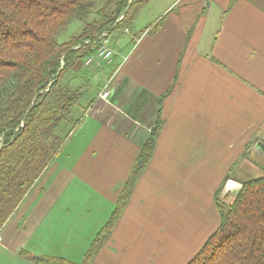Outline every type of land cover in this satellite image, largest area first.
Wrapping results in <instances>:
<instances>
[{
  "label": "crops",
  "instance_id": "obj_1",
  "mask_svg": "<svg viewBox=\"0 0 264 264\" xmlns=\"http://www.w3.org/2000/svg\"><path fill=\"white\" fill-rule=\"evenodd\" d=\"M147 6L155 8L148 21L157 27L141 36L111 33L112 60L91 64L104 68L112 93L103 99L97 89L79 121L81 147L68 154L70 184L38 200L45 210L25 230L33 255L82 262L153 130L159 96L171 86L155 152L94 264H186L220 223L213 215L217 187L251 141L264 137V0H150ZM190 217L199 219L198 239L179 235L181 219ZM167 233L169 250L183 241L191 249L184 262L165 252ZM20 249L12 264H47ZM6 250L0 235V252Z\"/></svg>",
  "mask_w": 264,
  "mask_h": 264
},
{
  "label": "trees",
  "instance_id": "obj_2",
  "mask_svg": "<svg viewBox=\"0 0 264 264\" xmlns=\"http://www.w3.org/2000/svg\"><path fill=\"white\" fill-rule=\"evenodd\" d=\"M149 1L0 0V235L95 102V89L103 87L93 85L86 65L96 54L101 35L126 27L135 5ZM75 19L83 23L81 31L60 42L58 35ZM103 62L95 60L96 65ZM172 90L173 86L159 96L155 128L141 146L111 215L80 264H92L119 223L155 152L165 124L164 101ZM76 105L83 114L73 120ZM68 117L75 122L63 134L60 131ZM258 139L251 141L249 149ZM230 178L227 174L215 196L218 227L186 264H264V174L240 181L242 190L227 202L220 195ZM21 253L36 263L76 264L64 257Z\"/></svg>",
  "mask_w": 264,
  "mask_h": 264
},
{
  "label": "rangeland",
  "instance_id": "obj_3",
  "mask_svg": "<svg viewBox=\"0 0 264 264\" xmlns=\"http://www.w3.org/2000/svg\"><path fill=\"white\" fill-rule=\"evenodd\" d=\"M135 6L136 7L133 8L132 12H130L129 14L130 20H129L128 25H126V27L124 28L122 27V28H118L114 30L112 32L111 37L117 31L124 32L125 29H128L129 32L125 33L127 32L125 31L124 34L122 33L124 35L123 36L124 38L127 36H130V34L134 33L135 31L139 33L138 36H141L142 32L148 31L152 27V25L155 24L153 22H152L153 24L152 23L149 24V21H148L151 17V13L155 10L154 7L149 6L148 8L147 3L141 4V5L136 4ZM82 25L83 23L79 19L73 20L68 25V27L65 28L58 35V40L60 42L68 41L73 35H76L77 33L81 31ZM122 49H124V47L121 48L120 50ZM125 52H126V48L122 51V53H125ZM88 66H92V65H88ZM93 67L94 66L89 67L90 70L93 71V74L91 72V75L89 76L91 78L93 85L98 86V85L103 84L102 85L103 87L99 91L101 93L104 87L107 86L106 85L108 84L107 81H110V84H111V78L104 79L105 78V74L103 73L104 68L100 71H95ZM76 69L81 70V65L77 66ZM108 87L110 88V85ZM95 92H97V89H95ZM100 93H99V96H100ZM88 96L89 97L91 96L90 93L86 94V96L82 100L83 106L87 104V98H89ZM106 99L108 100V98ZM82 112H83V109L81 108V106L76 105L72 109L71 117L73 118V120H75L74 118L81 116L83 114ZM71 117H68L69 122L65 121L64 124L62 125V131H60L61 133L63 134L67 133L70 127L72 126V123L75 122L71 119ZM70 137L71 139L69 143L67 144L65 143V146L63 147V150L61 151V153L53 160V162H51V164H49V166L43 172L39 180L35 183L31 191L28 193V195L25 197V199L22 201V203L19 205V207L16 209V211L13 213V215L11 216V218L9 219V221L7 222V224L1 231V235L4 237V242L7 246V250L4 251L3 253L0 252V264H12L14 260L13 251H16L18 248H20V246L22 248L20 249L21 251L25 250L26 252H30L29 249L24 245L25 240H26L25 230H29L33 226V224L42 216V213L45 210L43 203L42 202L39 203L38 200L39 199L40 200L51 199L52 197L62 194L67 184H70L72 180L71 168L73 166V157L71 156L70 158H68V154H69V151H71L75 145H77L78 147H81V125L79 126V122H78L77 127L72 131V133L68 137V139ZM261 139H264V137ZM261 139H258V140H261ZM242 156H245V157H242ZM240 158H241L240 162L238 164H233L231 168L227 171V174H230L233 177L230 179L242 181V180H245L251 177L260 176L264 174V157L259 156L258 154L254 153L253 147L249 149V146H248L245 152L241 154ZM220 186L217 187L214 197L216 196L217 190L218 188H220ZM228 194H229V197L223 196L222 191H221L220 196L223 199H225L227 202H230L233 196H231L230 193ZM213 211H214L213 215H214L215 220L216 219L218 220V217L220 218V211H219V208L216 202H214ZM191 218L192 217H190V219L189 218L181 219L180 228H184L185 231L179 233L180 237L188 238L189 234L194 232V229H195L194 225H197L199 223V219L195 218V220H193ZM173 236L175 235H172V237ZM192 236L198 239L195 233H193ZM170 237H171L170 234L168 233L165 234V239H166L165 252H167L168 256L171 255V257H174L177 261L184 262L188 254L191 252V249L186 248V245L184 244V241H183V244L181 245L180 249H178L177 243H176L175 247L172 246V250H169L168 248L171 247L170 239H169ZM194 251L195 249L192 250V252ZM92 264H94V260Z\"/></svg>",
  "mask_w": 264,
  "mask_h": 264
},
{
  "label": "built area",
  "instance_id": "obj_4",
  "mask_svg": "<svg viewBox=\"0 0 264 264\" xmlns=\"http://www.w3.org/2000/svg\"><path fill=\"white\" fill-rule=\"evenodd\" d=\"M123 18V16H121L119 18V21ZM125 31L129 32L128 29H125ZM114 55V49L111 46L110 43V34L108 32H104L101 35V43L97 49V52L94 56H91L87 61H86V65H91L92 63H94V61L96 60V58L105 61V62H110L112 60V57ZM108 84H106L107 86L104 87L103 91L100 93V97L103 99H106L110 96L111 94V89L108 87L110 84V81H107Z\"/></svg>",
  "mask_w": 264,
  "mask_h": 264
},
{
  "label": "water",
  "instance_id": "obj_5",
  "mask_svg": "<svg viewBox=\"0 0 264 264\" xmlns=\"http://www.w3.org/2000/svg\"><path fill=\"white\" fill-rule=\"evenodd\" d=\"M154 128H155V125L152 126V129ZM253 151L259 156L264 157V139L258 140L253 145ZM242 188H243V183H241L240 181L235 180V179H228V181L225 183V186L222 190V194L223 196H226L228 193H230L231 196H236L239 194Z\"/></svg>",
  "mask_w": 264,
  "mask_h": 264
}]
</instances>
